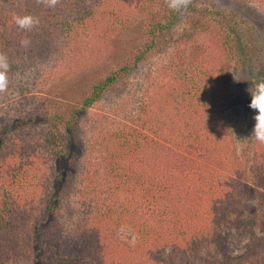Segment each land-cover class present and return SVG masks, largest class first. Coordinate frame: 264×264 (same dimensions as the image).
I'll list each match as a JSON object with an SVG mask.
<instances>
[{"label":"trees","instance_id":"1","mask_svg":"<svg viewBox=\"0 0 264 264\" xmlns=\"http://www.w3.org/2000/svg\"><path fill=\"white\" fill-rule=\"evenodd\" d=\"M13 15L39 25L21 30ZM194 46V65L176 64L174 84L113 131L106 195L67 226L89 110L164 49ZM0 53V104L29 83L0 128V264H264V144L234 90L236 77L264 78V0H192L183 12L165 0H0ZM53 62L65 74L48 73ZM229 226L248 233L239 254L223 253Z\"/></svg>","mask_w":264,"mask_h":264},{"label":"rangeland","instance_id":"2","mask_svg":"<svg viewBox=\"0 0 264 264\" xmlns=\"http://www.w3.org/2000/svg\"><path fill=\"white\" fill-rule=\"evenodd\" d=\"M179 28L181 31L182 26ZM196 51L195 46L190 47L185 56H182L175 47L164 49L133 77V82L128 87L120 86L112 90L89 110L83 120V140L76 165L77 180L73 189L68 193V200L63 209L64 221L67 226L78 227L83 224L85 219L83 217L88 209L94 203L100 202L106 195L105 167L110 153L107 150V145L113 131L131 124L133 117L141 113L142 105L145 104L143 101L152 88L159 94L174 84L173 75L180 71L176 68V64L186 62L194 65L192 59ZM66 70L64 65L60 67L59 64L53 62L49 65L47 72L58 75L59 73L65 74ZM239 79L240 77H236L234 90L244 107L248 108L251 102L249 89L252 87V83L249 82V77L246 80L241 79L240 82ZM28 84L17 82L11 90L9 100L0 104V128L10 117L26 107L24 94ZM29 87L33 88L34 84ZM251 200L248 207L251 210H260L258 199L254 197ZM119 235L125 241L133 242L136 239V234L129 226L120 227ZM225 235L223 253L239 254L243 252L248 240L246 231L229 226L225 228ZM22 264H31V259L23 261Z\"/></svg>","mask_w":264,"mask_h":264},{"label":"clouds","instance_id":"3","mask_svg":"<svg viewBox=\"0 0 264 264\" xmlns=\"http://www.w3.org/2000/svg\"><path fill=\"white\" fill-rule=\"evenodd\" d=\"M60 0H36L37 4L43 3L46 7L54 8ZM169 9L174 12L186 11L192 0H165ZM12 20L15 25L26 31H31L39 25V20L32 15H13ZM31 41L24 38L20 41L22 47H28ZM10 70L9 60L6 54L0 53V93H4L9 85L8 72ZM251 102L249 107L256 110L254 116L255 125L252 138L261 144H264V78L252 81V87L249 89Z\"/></svg>","mask_w":264,"mask_h":264}]
</instances>
